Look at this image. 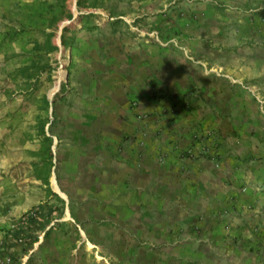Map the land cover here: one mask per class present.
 Listing matches in <instances>:
<instances>
[{
  "label": "crops",
  "instance_id": "crops-1",
  "mask_svg": "<svg viewBox=\"0 0 264 264\" xmlns=\"http://www.w3.org/2000/svg\"><path fill=\"white\" fill-rule=\"evenodd\" d=\"M172 11L82 19L67 34L59 97L57 83L49 107L0 108V137L23 132L16 144L29 152L0 158V211L20 221L57 195L65 212L47 231L76 228L74 264L94 253L114 264H264V0ZM31 48L0 44L21 61L11 82L37 80L16 70ZM32 131L50 138L51 162Z\"/></svg>",
  "mask_w": 264,
  "mask_h": 264
},
{
  "label": "rangeland",
  "instance_id": "rangeland-1",
  "mask_svg": "<svg viewBox=\"0 0 264 264\" xmlns=\"http://www.w3.org/2000/svg\"><path fill=\"white\" fill-rule=\"evenodd\" d=\"M24 1V4L23 0H2L0 3V44L4 46L7 52L10 45L12 48L15 44L30 43L32 46L31 51L33 52L32 63L35 62L37 65V68L32 71V75H34L33 79L36 80L37 76L38 78L33 83L11 82L12 75H9L8 72H12L13 68H17V64H20L21 61L15 60L14 64V61L8 60L7 55L1 53L0 108L9 106L44 108L45 105L49 107L50 101L47 102L45 97L51 91H55L56 93L61 85L60 90L53 95L52 100L59 97L68 80L69 54L67 45L69 44V40L67 34L72 29L83 26L81 24L82 19L100 17V15L96 14H171L175 5L188 3L191 0ZM22 69L23 67L16 70L21 71ZM21 74L24 75L25 73ZM57 83L59 87L55 88ZM6 130L4 136L0 137L1 160L7 162L9 156L13 159L18 158L23 160L28 156L29 152L24 151L23 153V149H18L16 143L27 141L24 140L25 135L23 132H18L19 135L15 136L14 134L9 135L10 132ZM32 132L35 138H32L31 141L38 146L42 142L43 151L45 144L43 140L41 141L38 138L39 132ZM16 152L18 155H15ZM52 166L49 162L45 163L41 172H45L49 176ZM39 170L40 168L38 167L37 171ZM0 176L5 181L7 173L1 170ZM20 198L22 201L23 197L20 196ZM39 198V195H31L30 199L28 198L27 200L26 198V200L27 202L31 201V204H37ZM7 199V195H0V204L5 205ZM53 200L50 199L48 202H52ZM38 206H41V204ZM6 218L5 211L1 210L0 264H74L75 257L71 253L67 254V252H71V250H76L77 248V238L73 235L77 233V230L75 227L72 228L69 225L61 226V224L49 232L47 239L40 236L38 242L34 244L32 250L28 253L21 252L18 263L11 261L5 255L7 232L18 226L19 219L8 216L7 221ZM105 245V248H107V244ZM80 250L82 252L92 251L91 248L87 249L86 244H82ZM57 252H60L61 255L59 256ZM102 256V254L97 255L96 253H94V258L85 255V258L80 260V264H114V262L111 263L109 260L107 261V258ZM133 263H135V260H133Z\"/></svg>",
  "mask_w": 264,
  "mask_h": 264
},
{
  "label": "trees",
  "instance_id": "trees-1",
  "mask_svg": "<svg viewBox=\"0 0 264 264\" xmlns=\"http://www.w3.org/2000/svg\"><path fill=\"white\" fill-rule=\"evenodd\" d=\"M36 68L37 65L33 62L30 66L23 68L21 73H29L28 77L31 79L34 78L32 71ZM44 144V152L51 162L52 151L50 138H44ZM53 197L57 200V205L50 207L38 206L32 209L20 219L19 225L16 228L7 232L5 255L11 261L18 263V254L21 252L26 254L32 250L34 244L38 242L39 236L44 233L48 234L52 229L50 228L49 231H47L51 221L63 218L65 203L57 195L54 194Z\"/></svg>",
  "mask_w": 264,
  "mask_h": 264
},
{
  "label": "built area",
  "instance_id": "built-area-1",
  "mask_svg": "<svg viewBox=\"0 0 264 264\" xmlns=\"http://www.w3.org/2000/svg\"><path fill=\"white\" fill-rule=\"evenodd\" d=\"M259 102H261L262 104H264V100L260 99ZM262 109L264 110V107H262Z\"/></svg>",
  "mask_w": 264,
  "mask_h": 264
}]
</instances>
